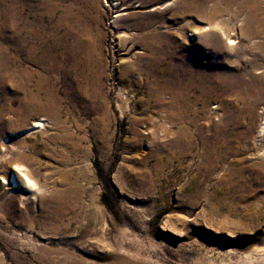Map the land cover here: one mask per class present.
I'll use <instances>...</instances> for the list:
<instances>
[{
	"label": "rangeland",
	"instance_id": "rangeland-1",
	"mask_svg": "<svg viewBox=\"0 0 264 264\" xmlns=\"http://www.w3.org/2000/svg\"><path fill=\"white\" fill-rule=\"evenodd\" d=\"M175 1L19 4L21 17L0 33L12 109L27 72L30 88L40 75L55 90L58 111L5 115L12 125L0 136V264H48L47 255L68 257L64 264H264V102L255 118L228 103L233 123L218 98L186 83L192 104L182 111L150 95L148 30L184 25L191 43L200 18L177 17ZM225 17L242 42L241 20ZM162 98L173 99L170 91ZM40 119L42 127L24 132ZM9 160L24 165L37 191L3 183ZM14 196L15 206L4 207Z\"/></svg>",
	"mask_w": 264,
	"mask_h": 264
},
{
	"label": "bare ground",
	"instance_id": "bare-ground-1",
	"mask_svg": "<svg viewBox=\"0 0 264 264\" xmlns=\"http://www.w3.org/2000/svg\"><path fill=\"white\" fill-rule=\"evenodd\" d=\"M21 1L0 0V33L12 30L17 19L21 17L16 13ZM175 2L179 3L177 17L183 18V16L197 14L200 18L197 19V24L190 26L193 38L191 43L188 42L182 30L184 25L176 33L169 30H157L154 27L148 30L146 45L149 50V60L144 69L152 79L150 95L160 107L172 112L182 111L191 103V101L188 102L189 96L186 92L188 89L184 90L185 87H182L186 83L189 89L192 88L205 98H218L220 104L215 107L227 108L230 112L228 103H232L233 111L249 112V116L255 118V109L264 102V5L262 1L176 0ZM158 16L155 14L152 18ZM225 16L232 17V24L238 19L241 20L242 25L238 29L242 42H238L232 36L236 30L229 25V18ZM131 25L137 24L132 21ZM13 32L16 36L20 33L17 29ZM8 41L10 42L11 38ZM23 41L19 40V44L27 45V41ZM37 48L35 45H30L29 50L27 49L28 55H33ZM197 53H201V57H198ZM46 56L47 54L39 55L40 58ZM8 70L7 60L0 61V136L12 125V120L5 117L10 110H13L17 116L15 120L18 121L22 120L31 108L57 116L58 98L55 90L46 86L40 75L37 76L35 88H30L29 79L34 77V73L25 72L21 77L19 76L14 89L22 91L24 95L20 99L19 107L12 109L13 99L8 95V89L13 72L8 73ZM50 90L52 92H46ZM43 91L46 92L44 95ZM167 91L171 92L172 100H163L162 96ZM228 95H234L235 99L225 102ZM203 100L206 104V99ZM230 113L226 121L234 123L235 117L232 112ZM43 120H35L24 132L28 133L42 127ZM237 127L239 129L241 126L237 124ZM237 133L242 135L245 131L239 129ZM221 152L229 153L230 150L219 151L218 155L225 158L227 155ZM11 162L12 160L8 162L10 171L7 176L1 178L3 183L11 187L23 186L31 191H37L39 187L36 188L30 172L24 165ZM64 194L66 195V192L62 193ZM5 203L4 207L15 206L17 197H11ZM45 257L48 264H62L69 260L66 256H62L61 260L50 255Z\"/></svg>",
	"mask_w": 264,
	"mask_h": 264
}]
</instances>
